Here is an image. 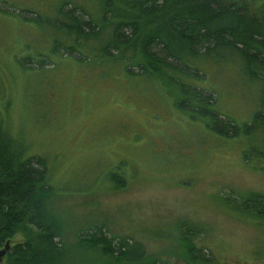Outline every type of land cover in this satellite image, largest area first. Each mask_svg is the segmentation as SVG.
I'll return each mask as SVG.
<instances>
[{"label":"rangeland","instance_id":"obj_1","mask_svg":"<svg viewBox=\"0 0 264 264\" xmlns=\"http://www.w3.org/2000/svg\"><path fill=\"white\" fill-rule=\"evenodd\" d=\"M242 1L252 10L264 8V0ZM58 2L0 0V98H6L7 125L16 133L27 123L31 150L47 157L61 188L56 206L68 222V243L76 245L80 230L100 223L111 234L142 241L169 264H191L178 255L175 239L177 225L194 223L200 226L197 242L213 256L203 264H264V226L222 199L264 192V173L243 155L244 137L228 139L203 118H191L151 78L124 77L111 64L51 53L58 32L48 19ZM36 51L50 52L54 68L48 69L49 61L39 67L32 57L25 63L33 67L25 70L19 57ZM239 66L207 60L205 75L189 79L206 94L217 92L220 111L240 120L248 119L251 100ZM23 240L20 231L10 245ZM78 250L70 249L68 264H83ZM95 258L109 264L98 251Z\"/></svg>","mask_w":264,"mask_h":264},{"label":"trees","instance_id":"obj_2","mask_svg":"<svg viewBox=\"0 0 264 264\" xmlns=\"http://www.w3.org/2000/svg\"><path fill=\"white\" fill-rule=\"evenodd\" d=\"M53 15L48 20L58 35L51 53L84 64H111L124 77L153 79L175 95L177 108L191 118H203L228 139L244 137L243 155L264 173V8L252 10L242 0H59ZM32 57L39 67L47 61L52 64L48 69L55 66L50 52L36 51L19 57L25 70L33 67L25 63ZM207 60L240 64L248 79L241 85L251 100L248 119L220 111L217 92L206 94L189 79L205 75L201 66ZM5 101L0 98V247L20 231L25 240L10 245L4 264H68L72 248L82 252L83 264L100 263L95 251L109 264L170 263L142 241L111 234L100 223L80 230L77 246L68 243V222L56 206L61 188L52 181L47 157L31 150L27 123L16 133L7 125ZM120 165L111 171L116 176ZM222 199L232 211L264 226V192L222 194ZM176 228L178 255L191 264L213 261L197 242L199 225Z\"/></svg>","mask_w":264,"mask_h":264},{"label":"water","instance_id":"obj_3","mask_svg":"<svg viewBox=\"0 0 264 264\" xmlns=\"http://www.w3.org/2000/svg\"><path fill=\"white\" fill-rule=\"evenodd\" d=\"M10 247V240H7L6 241V244H5V246H4V248H2L1 250H0V256L2 257L5 253H6V251H7V249Z\"/></svg>","mask_w":264,"mask_h":264}]
</instances>
